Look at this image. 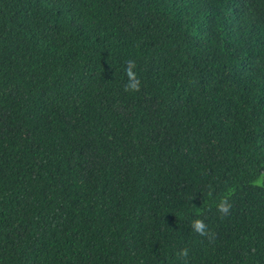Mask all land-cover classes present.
Here are the masks:
<instances>
[{
  "label": "trees",
  "instance_id": "16d2710c",
  "mask_svg": "<svg viewBox=\"0 0 264 264\" xmlns=\"http://www.w3.org/2000/svg\"><path fill=\"white\" fill-rule=\"evenodd\" d=\"M0 264H264V0H0Z\"/></svg>",
  "mask_w": 264,
  "mask_h": 264
},
{
  "label": "clouds",
  "instance_id": "9594fccd",
  "mask_svg": "<svg viewBox=\"0 0 264 264\" xmlns=\"http://www.w3.org/2000/svg\"><path fill=\"white\" fill-rule=\"evenodd\" d=\"M130 87L132 89H136L138 87V83H133L130 85ZM230 205L227 203V201H221V203L218 205L219 211L223 214H227L228 210H229ZM194 228L197 232H200L201 234H203L204 232V225L202 222L197 221L194 224ZM181 256H187V251L184 250L180 253Z\"/></svg>",
  "mask_w": 264,
  "mask_h": 264
}]
</instances>
